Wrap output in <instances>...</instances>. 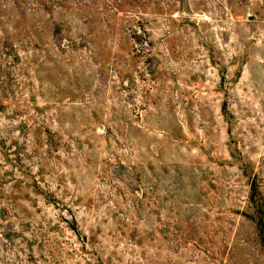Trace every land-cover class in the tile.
Segmentation results:
<instances>
[{
	"label": "rangeland",
	"instance_id": "obj_1",
	"mask_svg": "<svg viewBox=\"0 0 264 264\" xmlns=\"http://www.w3.org/2000/svg\"><path fill=\"white\" fill-rule=\"evenodd\" d=\"M0 264H264V0H0Z\"/></svg>",
	"mask_w": 264,
	"mask_h": 264
}]
</instances>
